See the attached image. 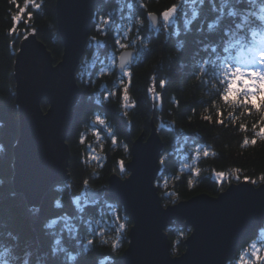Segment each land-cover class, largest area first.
<instances>
[{
	"label": "trees",
	"instance_id": "obj_1",
	"mask_svg": "<svg viewBox=\"0 0 264 264\" xmlns=\"http://www.w3.org/2000/svg\"><path fill=\"white\" fill-rule=\"evenodd\" d=\"M56 1L0 0V264L119 260L132 222L107 192L90 202L86 190L106 189L113 174L127 178L131 146L142 134L148 137L153 124L164 143L155 182L164 206L201 194L217 197L233 182L264 183V108L244 93L222 99L231 72L264 33L249 19L254 0H106L95 10L85 58L101 63L121 46L132 48L131 76L99 65L88 70V79L77 73L82 95L67 138L70 180L52 187L39 208H29L12 186L19 135L14 62L20 42L33 31L61 61ZM175 8V23L150 28L149 15L160 19ZM42 107L48 109L46 101ZM166 233L172 255L183 254L191 228L172 222Z\"/></svg>",
	"mask_w": 264,
	"mask_h": 264
},
{
	"label": "water",
	"instance_id": "obj_2",
	"mask_svg": "<svg viewBox=\"0 0 264 264\" xmlns=\"http://www.w3.org/2000/svg\"><path fill=\"white\" fill-rule=\"evenodd\" d=\"M105 1H56L57 29L63 45L58 63L36 31L20 42L14 62L19 135L13 148L12 186L29 208H39L52 187L70 179L67 138L82 95L77 72L86 54L95 10ZM149 21L157 27V15H150ZM134 56V50L121 51L117 71L131 66ZM44 101L49 106L46 111ZM163 148L153 124L150 135L142 134L131 146V160L125 166L127 178L113 174L106 189L86 190L90 201L107 192L132 222L128 246L114 264L232 262L241 245L264 224V184L244 181L229 185L217 197L201 194L164 206L155 185ZM172 222L191 227L180 256L172 255L166 233Z\"/></svg>",
	"mask_w": 264,
	"mask_h": 264
},
{
	"label": "rangeland",
	"instance_id": "obj_3",
	"mask_svg": "<svg viewBox=\"0 0 264 264\" xmlns=\"http://www.w3.org/2000/svg\"><path fill=\"white\" fill-rule=\"evenodd\" d=\"M178 9L179 8H175L174 9V12L172 10L170 12H168L169 13V16H168L167 19H165L164 14H163V16L159 20L158 30L159 29L166 28L170 24H173V23L176 22V14H177V10ZM149 26H150V28L153 27L150 22H149ZM257 42H258L257 49L253 50L248 55L247 58L245 57L243 59V62L240 64V67L239 68L242 69L245 72H249V71L255 70L256 72L264 73V63H261V54L264 53V33L261 36H259ZM127 49L134 50L132 48H127L126 46H121L119 48L120 51L127 50ZM134 51L136 52V50H134ZM118 56L115 53H113V54H111L109 56V58L107 59V61L102 60L101 63H97V61H94L93 59H90V58L89 59L88 58H85L82 61V64L83 65H82V68L80 70V75H82V79L85 76V74H87L86 77L88 79V76L90 74L88 72V70L89 69H92V68L95 69V67L98 66V65L99 66H102V69H100V70H103L105 72L112 71L114 68L117 67V58H118ZM136 56H137V54H136ZM128 71H129V68L126 69L124 72L117 73V71H116V73L120 77V76H125V73L128 72ZM125 77H127V76H125ZM251 79L253 80V83L251 85H249L248 84V78H241L238 81V84H237L236 87L237 88H240V89L246 87L247 88V91L249 93L253 94L254 96H256V98L258 99V98H260V93L261 92H264V82H260L259 79L256 78V77H251ZM242 93H243L242 91L237 90V92H235L234 95L235 96L236 95H241ZM262 234H264V228L259 230L258 236L254 240H256V241L259 242L260 239H261V237H262ZM245 248H247V246H245ZM241 252H242V250H241ZM235 256H236V254H235ZM239 256L240 255H238V258L237 259H234L233 260L234 261V264H238Z\"/></svg>",
	"mask_w": 264,
	"mask_h": 264
},
{
	"label": "snow or ice",
	"instance_id": "obj_4",
	"mask_svg": "<svg viewBox=\"0 0 264 264\" xmlns=\"http://www.w3.org/2000/svg\"><path fill=\"white\" fill-rule=\"evenodd\" d=\"M174 12V9L172 10ZM169 16L168 12L164 13V17L165 19H167ZM231 46V45H230ZM121 60H123V57H121ZM261 63H264V53L261 54ZM123 65V64H121ZM237 77L241 78H248V84L251 85L253 83V80L251 79V77H256L259 79L260 82H264V73H260V72H256L255 70L249 71V72H245L242 69H238L236 74ZM125 76L130 77L131 76V72H126ZM237 85L234 84L233 87L235 88ZM125 88L123 89V94H124ZM240 91H242L244 93V96L248 99V101L254 106L256 107L258 110L264 108V102L260 101V103H257V98L256 96H254L253 94L249 93L247 91V88H241ZM127 92H128V88H127ZM114 95H116V93H114ZM111 96V94H110ZM129 97V95H128ZM254 97L255 102H254ZM236 96L233 94L232 95V99H235ZM123 99V96H122ZM134 106V105H133ZM222 123V121H220ZM204 155L207 156L208 152L205 151ZM198 173V169L196 170ZM224 174L223 173H218L217 174V179L218 181H221L223 178ZM252 183H255V181H250ZM56 223V221H52V224L49 225V227H51L52 225H54ZM238 264H264V234H262V237L260 239V241H256L253 240L247 248H245L239 256V261Z\"/></svg>",
	"mask_w": 264,
	"mask_h": 264
},
{
	"label": "clouds",
	"instance_id": "obj_5",
	"mask_svg": "<svg viewBox=\"0 0 264 264\" xmlns=\"http://www.w3.org/2000/svg\"><path fill=\"white\" fill-rule=\"evenodd\" d=\"M253 7L255 8L256 11L254 15H250L249 19L252 23L253 21L259 22L258 24L253 23L255 25L254 30L264 32V0H254ZM228 68L231 69V66L229 65ZM238 69L239 67L235 68V70L231 72L233 79H231L228 82L230 86H227L226 90L223 92V95H222L223 100L227 98V100L229 101L230 99H232V95L235 92H237V90H240V88L233 87V85L234 84L237 85L238 81L240 80V78L235 75ZM200 75H203V72H201ZM200 75H198L196 78L199 79ZM220 83L223 84L224 80H220ZM255 99L256 98L254 97V102H255ZM260 99L264 100V92L260 93ZM113 250L115 251V249Z\"/></svg>",
	"mask_w": 264,
	"mask_h": 264
}]
</instances>
